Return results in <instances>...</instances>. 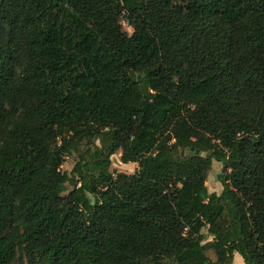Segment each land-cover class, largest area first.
Here are the masks:
<instances>
[{
    "label": "trees",
    "instance_id": "1",
    "mask_svg": "<svg viewBox=\"0 0 264 264\" xmlns=\"http://www.w3.org/2000/svg\"><path fill=\"white\" fill-rule=\"evenodd\" d=\"M236 253L264 264V0H0V264Z\"/></svg>",
    "mask_w": 264,
    "mask_h": 264
},
{
    "label": "rangeland",
    "instance_id": "2",
    "mask_svg": "<svg viewBox=\"0 0 264 264\" xmlns=\"http://www.w3.org/2000/svg\"><path fill=\"white\" fill-rule=\"evenodd\" d=\"M124 20H122V23ZM125 31H127L129 34H132L133 28L132 27H125L123 25ZM78 161V156H70L67 157L66 162L64 163L62 170L63 171H68L70 172L76 162ZM138 169V164L137 163H128L125 164L121 161V152H117L115 155L112 156V166H111V171L116 175L117 173L124 172L127 174H132ZM222 170V164L219 162H214L213 166L211 168L208 181H207V186L209 188L210 192H220L223 188L222 183L219 181V175ZM213 236H208V240H212ZM212 258L215 259V256L212 254ZM15 264H20L18 261ZM233 264H246L243 257L241 255H236L235 259L233 261Z\"/></svg>",
    "mask_w": 264,
    "mask_h": 264
},
{
    "label": "built area",
    "instance_id": "3",
    "mask_svg": "<svg viewBox=\"0 0 264 264\" xmlns=\"http://www.w3.org/2000/svg\"><path fill=\"white\" fill-rule=\"evenodd\" d=\"M125 27L127 26V27H129L130 28V26H128V24L124 21L123 23H122Z\"/></svg>",
    "mask_w": 264,
    "mask_h": 264
},
{
    "label": "crops",
    "instance_id": "4",
    "mask_svg": "<svg viewBox=\"0 0 264 264\" xmlns=\"http://www.w3.org/2000/svg\"><path fill=\"white\" fill-rule=\"evenodd\" d=\"M221 191H222V190H221ZM221 191H220V192H221ZM220 192H217V193H220ZM236 255H240V254L236 253L235 256H236ZM235 256H234V259H235Z\"/></svg>",
    "mask_w": 264,
    "mask_h": 264
}]
</instances>
